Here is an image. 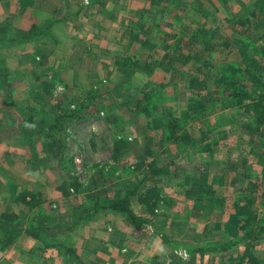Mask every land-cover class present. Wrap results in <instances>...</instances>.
Segmentation results:
<instances>
[{
	"label": "rangeland",
	"instance_id": "obj_1",
	"mask_svg": "<svg viewBox=\"0 0 264 264\" xmlns=\"http://www.w3.org/2000/svg\"><path fill=\"white\" fill-rule=\"evenodd\" d=\"M251 12L255 9L234 23L238 28L221 29L220 39L200 32L203 27L211 32L215 23L197 24L202 37L194 39L165 19L173 38L129 40L146 60L147 69L141 73L156 82L141 88H132L130 82H104L90 112L67 123L65 137L56 130L50 133L56 149L49 159L62 162L61 189L67 198L84 194V202L93 207L97 195L108 201L136 192L130 207L146 222L133 226L161 236L160 264H249V254L264 264V234L227 252L201 255L191 250L238 238L250 215L257 225L264 222V125L253 123L249 109L236 106L213 82L227 70L226 76L254 98L264 85V6L258 18ZM215 33L220 34L218 29ZM230 65L235 68H227ZM148 91V96L142 93ZM167 118L179 122L177 142L166 140L161 125ZM86 120L90 127L79 134ZM181 156L189 166L180 165L167 176L151 175L152 167ZM150 191L149 207L140 198ZM20 195L23 199L24 193ZM24 200L42 203L40 198ZM13 221H2L0 237L8 234L7 242Z\"/></svg>",
	"mask_w": 264,
	"mask_h": 264
},
{
	"label": "crops",
	"instance_id": "obj_2",
	"mask_svg": "<svg viewBox=\"0 0 264 264\" xmlns=\"http://www.w3.org/2000/svg\"><path fill=\"white\" fill-rule=\"evenodd\" d=\"M263 6L262 0H0V230L2 221L14 220L10 240L0 237V264H160L161 236L121 215L92 212L84 194L67 198L62 162L49 159L56 149L50 133L65 137L67 123L90 112L104 82L132 88L156 82L141 73L146 60L129 40L173 38L167 23L194 39L200 32L220 39L221 29L238 28L248 9L258 18ZM205 21L215 23L211 32L198 31ZM150 64L155 68L156 59ZM86 121L79 134L89 129Z\"/></svg>",
	"mask_w": 264,
	"mask_h": 264
},
{
	"label": "trees",
	"instance_id": "obj_3",
	"mask_svg": "<svg viewBox=\"0 0 264 264\" xmlns=\"http://www.w3.org/2000/svg\"><path fill=\"white\" fill-rule=\"evenodd\" d=\"M192 37H197V36L193 34ZM262 53L264 55V50ZM251 64L254 67L255 64L257 63L252 61ZM230 66H228L227 68H235L233 65ZM226 72L227 70H225V74L222 75L217 74L213 78L215 88L218 89L220 94L229 93L228 97L232 102H234L236 106L247 107L249 109L253 123H255L258 126H263L264 125V100H263L264 94L262 93V91L264 89V85L259 90L257 89L256 92L257 97L254 98L253 92H249L248 90H246V87L244 85L238 83L237 81L231 80V78H228L226 76ZM142 93L148 96L152 92L148 91ZM246 101L249 102L247 105L244 104ZM178 123L179 122L176 119L167 118L165 122H163V124L161 125V128L166 134L167 141H171V140L174 142L178 141V139H176L178 137L177 134L179 130ZM183 164L189 166V163L184 162L183 156H181L180 158H176L175 160L165 163L162 166L152 167L153 169L151 171V175L156 177L167 176L171 174V172L176 171L177 167ZM195 169L197 168L194 167V170ZM152 194L153 191H150L148 192L147 195L141 197L140 203H142L143 205L145 204L148 205L149 198ZM134 196H137L136 192L130 191V192H125L122 196H119L113 200L106 201L103 197L97 195L95 198L94 205L92 207L93 208L92 212L98 213L105 211L110 214H118L126 218L132 225L142 226L146 221L142 218L136 217L130 207L131 198H133ZM148 206H145L146 210L152 213V210H150L149 208L150 206L149 207ZM92 216L93 214H89L88 218ZM255 219H256L255 215H250L245 219L246 226H243L244 232L238 238L225 240L219 243L209 244L204 247H194L191 248V250L196 251L201 255L210 254V253H220V252L230 251L241 243L248 244V243L256 242L264 234V222L257 225L256 223H254ZM248 258L250 261L248 262L249 264H259V261L253 258V255L249 254ZM241 259L242 261L245 260L246 255L241 257Z\"/></svg>",
	"mask_w": 264,
	"mask_h": 264
}]
</instances>
